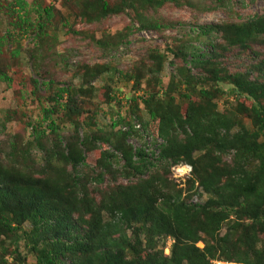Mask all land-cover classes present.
<instances>
[{"label":"trees","instance_id":"trees-1","mask_svg":"<svg viewBox=\"0 0 264 264\" xmlns=\"http://www.w3.org/2000/svg\"><path fill=\"white\" fill-rule=\"evenodd\" d=\"M201 1L0 2V15L8 26L0 34V82L7 88L13 82L9 66L2 64L5 47L31 35L33 47L22 51L35 78L29 79V95L22 89L14 95L20 100L35 97L40 104L39 118L24 123L25 139L15 132L0 141V264H26L21 246L35 264H264V57L250 52L252 44L264 46V14L192 27L198 39H209L206 49L210 50L197 53L183 43L165 48L183 64L166 84L160 77L166 52L148 47L126 76L132 92L141 95L131 96L126 115L110 114L107 128L97 127V116L106 113L91 103L90 86L106 67L77 62L73 77L80 83L76 86L63 83L54 73L67 67V57L55 51L58 34L66 36L65 41H83L103 56L127 46L138 33L161 34L171 28L147 10ZM206 1V11L233 2ZM114 16L125 23L112 34L101 30L95 38L96 27H86ZM213 36L219 42L211 41ZM19 47L7 52L14 60ZM234 48L253 54L256 60L249 71L255 76L220 64L221 54ZM121 52L119 48L117 53ZM191 68L200 73H192ZM219 84L230 88L223 91ZM40 90L44 95H39ZM176 97L184 101L182 112L172 107ZM221 97L225 107L218 111ZM105 99L102 103L109 113L113 106L120 110L118 97L106 94ZM139 104L156 122L155 131L140 119ZM12 111L6 110L0 119L2 134L15 118ZM133 123L161 142L148 152L143 144L132 148L128 138L142 140ZM122 126L127 129H116ZM97 143L108 148L99 152L94 169L85 164V153L99 150ZM117 160L122 166L116 171ZM179 163L191 167L190 176L183 182L169 180L170 167ZM82 168L87 176L79 174ZM104 174L127 183L104 192L90 189L89 183L99 185ZM197 191L205 197L203 202H192ZM159 238L171 239L169 254L158 249Z\"/></svg>","mask_w":264,"mask_h":264},{"label":"rangeland","instance_id":"rangeland-1","mask_svg":"<svg viewBox=\"0 0 264 264\" xmlns=\"http://www.w3.org/2000/svg\"><path fill=\"white\" fill-rule=\"evenodd\" d=\"M15 0H0V2L13 3ZM27 2H31L32 0H25ZM49 3L51 0H44ZM201 4H195L194 6L188 5H180V7H174L172 3L162 5L156 10H147L148 15H151L155 20H159L162 23H165L171 26L170 29L163 31V33L158 34L152 30H148L142 33H138L133 37L129 38V43L127 46L120 45L119 48L122 50V54H118L117 49L109 50L105 53V55L101 56L100 51L93 47H88L87 45L82 44V42H70L65 41L68 40L66 36L62 34H58V44L56 46V53L60 56L67 57V67L60 68L61 70L54 69V73L58 76V79H61L63 83H70L72 85H78L80 83L78 78L73 77V67L77 62L83 61L87 65H102L106 67V71L103 72L97 79L92 81L90 86L92 87L91 94V103L99 104L101 106L100 110H103L106 114H100L97 116V127L105 128V124L108 122V118L110 114H114L116 111H119L122 115H126L129 110L130 98L131 96H135L131 90V81H128L126 78L127 75L130 74V67L138 62L141 59L143 53L146 52L148 47L157 46V48L161 52H166L165 48L174 49L175 46H178L180 43L188 44L190 47H194L197 49V53L207 52L206 49L207 41L209 39L205 37L197 38L195 32H191V28L194 26H205L211 25L215 23H221L225 21L231 22H241L245 18L253 15V14H264V0H233L230 2L224 9L218 8L216 10L206 11L204 10L208 3L206 0H202ZM56 8H59L58 4H54ZM124 22L119 16H114L107 21H103L98 25H90L86 27H93L97 29L96 33H94L95 38H99L101 36V30L108 31L109 34L120 30L124 26ZM136 26L135 24H133ZM8 27V26H7ZM5 25V20L2 19L0 15V34L4 33V30L7 29ZM85 27V28H86ZM105 28V29H104ZM77 30L81 29V26H76ZM211 41L219 42L218 36H213ZM33 41H31V35L23 36L18 38L16 43L12 42L10 46L5 47V54H3V63L5 66H9V73L13 75V82L9 88L5 86L2 82H0V119L3 118L6 110H13L15 118L13 120L8 121L5 126V133L2 134L0 131V141H4L6 139V135H12L15 132H19L23 139L26 138L28 130L25 127L26 120H36L40 115V104L35 99V97H27L25 96L24 100H20L14 95L15 90L22 89L26 94L29 95L31 91V86L29 83V79L35 78L33 67L28 62L26 55H24L22 49L27 50L33 47ZM84 43V42H83ZM16 45L21 48L19 51L18 57L14 60L8 51L14 50ZM250 52H255L258 55L264 57V46L259 44H252L250 47ZM120 52V51H119ZM249 51L239 52L236 48H234L229 53H222L221 57L218 59L220 64L224 66V68L233 71V72H248L255 76L253 72L249 71L250 67L255 64V60L253 58V54ZM7 53V54H6ZM166 60L162 65V69L160 72V77L162 78V82L166 84L168 78L171 74H174L176 69L183 65L177 59H173L170 53H165ZM57 58V57H56ZM189 55L187 56V60H189ZM172 62V64L170 63ZM192 73H200L199 70L192 69ZM251 75V76H252ZM40 80V78H39ZM20 82L22 85H20ZM142 87L144 85H141ZM219 88H222L223 91L229 89L228 85L219 84ZM106 94L109 96L118 97L120 100V110H117L115 106L112 108V112H108V108L102 103L106 101ZM39 95H44L43 90H40ZM141 95V94H140ZM231 101V98L229 99ZM181 98L176 97L172 104V107L175 108V111H183L184 104ZM49 102H44V106L48 107ZM131 106V105H130ZM225 107L223 97L217 100V109L218 111L223 110ZM102 111V112H103ZM22 114H25L26 117H22ZM138 115L140 119L143 121H148V127L150 130L155 131L156 122L150 121L148 118V113L142 104H139ZM12 115V116H13ZM243 123L249 128V123L247 119H243ZM107 128V126H106ZM126 128L125 126L117 127L116 129ZM115 129V130H116ZM148 135H151L150 131H147ZM149 137V136H145ZM126 142L132 147L137 148L138 145L142 143V140H138L137 138H128ZM99 144V150H93L91 152L85 153V164L89 167H94L96 160L99 157V152L104 150L107 147L106 144ZM108 148V147H107ZM225 162L229 161V158H224ZM122 166V161L117 160L114 164L113 170H119ZM83 170V171H82ZM80 174L83 173V176H87L84 174V168L78 169ZM169 180H172L171 172L168 175ZM185 180V179H184ZM183 182V181H179ZM121 183L126 184L127 180L125 179H115L112 180L108 177L107 174H104L102 178V182L97 185L95 182L89 183V188L93 190H99L100 192L106 191L111 186ZM198 191L193 195L194 201L203 202L205 197L202 195L198 196ZM197 195V196H196ZM94 197L98 199V195L95 194ZM25 228L28 229V226ZM224 230H221L223 233ZM171 244L170 238H159L158 239V249H163V253L165 255L169 254V246ZM198 247H202L200 243H197ZM20 252L23 254L26 259V264H35L34 257L29 254L24 247H20ZM226 264V263H225Z\"/></svg>","mask_w":264,"mask_h":264},{"label":"built area","instance_id":"built-area-1","mask_svg":"<svg viewBox=\"0 0 264 264\" xmlns=\"http://www.w3.org/2000/svg\"><path fill=\"white\" fill-rule=\"evenodd\" d=\"M133 128L142 137V143L138 145V147L142 146L143 144V147L145 148L146 152H148V150H150L151 148L153 149L154 145H157L161 142L159 139H156L154 141L151 135H148L147 132L143 131L140 124L133 123ZM126 129L127 128H122V130H126ZM145 136H149V137L147 138ZM170 172H171L172 179L175 182L184 181V179L190 176L191 167L187 164L179 163V164L172 165L170 167ZM192 199H194V197ZM192 202H196V201L192 200Z\"/></svg>","mask_w":264,"mask_h":264}]
</instances>
